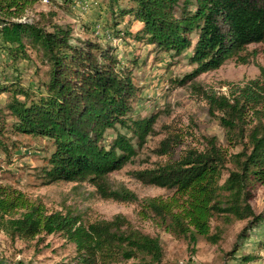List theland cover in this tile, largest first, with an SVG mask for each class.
Instances as JSON below:
<instances>
[{
    "label": "trees",
    "instance_id": "trees-1",
    "mask_svg": "<svg viewBox=\"0 0 264 264\" xmlns=\"http://www.w3.org/2000/svg\"><path fill=\"white\" fill-rule=\"evenodd\" d=\"M38 1L0 0V48L12 60L25 58L28 47L42 51L50 68L45 93L31 98L14 80L0 81V93L12 94L6 108L14 117V132L52 140L53 150L42 168L45 182L87 181L101 198L139 202L141 219L189 244L199 237L219 240L210 231L213 217L248 219L249 227L264 220L250 203L254 188L264 182V65L256 64L254 78L226 82V92L195 81L231 57L251 62L257 51H248V46L264 42V0H129L130 6L120 7L116 16L118 0H108L114 33L120 18L129 16L141 24L135 38L157 51L179 55L192 48L188 59L195 68L176 82H189L224 133V143L216 135L205 136L200 149L190 147L175 159L132 170L139 182L168 191L142 199L124 186L114 188L108 174L133 161L154 132L155 114L127 118L135 86L129 71L118 67L114 47L92 40L73 44L68 27L46 30L38 22L22 20ZM116 125L126 127L131 136L116 131L106 145L105 132ZM180 142L177 133H167L152 152L172 156ZM0 148L7 150L2 137ZM248 226L239 233L242 240L248 238ZM0 231L24 241L59 233L75 245V264H161L164 254L157 235L121 214L84 222L70 211H49L40 200L1 183ZM256 259L255 254H241L239 264Z\"/></svg>",
    "mask_w": 264,
    "mask_h": 264
},
{
    "label": "rangeland",
    "instance_id": "rangeland-1",
    "mask_svg": "<svg viewBox=\"0 0 264 264\" xmlns=\"http://www.w3.org/2000/svg\"><path fill=\"white\" fill-rule=\"evenodd\" d=\"M125 6H130L129 0H118V7H113L115 16L120 7ZM111 16L108 0H39L25 10L21 19L38 22L46 30H52L55 25L68 27L73 44L92 40L102 46L114 47L118 67L129 71L135 86L127 118L137 119L150 114H155L156 118L154 132L147 137L133 161L109 173L108 181L114 188H128L139 199L166 196L168 191L165 188L145 185L133 178L131 171L151 167L169 157L175 159L182 150L190 147L200 149L205 145V136L216 135L224 143V133L216 119L207 113L206 103L189 82L183 85L176 82L195 68L188 59L192 48L179 55L157 51L153 45L135 38L133 32L140 28V23L129 16L120 18V21L115 18L119 21L116 34ZM252 49L257 53L250 63H241L231 57L217 69L199 74L195 81L226 92V82L256 77L259 73L256 64L264 65V42L249 45L248 51ZM26 54L25 58L12 60L6 50L0 48V81L7 84V80H14L34 98L45 93L44 84L49 79L50 68L42 51L28 47ZM11 97L9 92L0 93V127H3L0 137L7 148H0L1 184L12 185L30 198L40 200L49 211H70L84 222L121 214L144 232L159 237L164 252L161 264H239L241 254L257 256L249 264H264V220L249 227L248 219L213 217L210 231L219 234V240L211 243L199 237L195 244H189L184 238L141 219L138 216L139 202L101 198L87 181L45 182L42 168L53 150L52 140L12 130L14 117L6 108ZM17 98L24 99L21 94ZM116 131L131 136L126 127L116 125L106 130V145ZM171 132L181 138L172 156L155 155L153 148ZM133 141L136 142L135 138ZM250 203L255 213L264 215V182L256 185ZM247 226L248 238L242 240L239 233ZM235 248L238 250L232 255ZM75 255V245L59 233L45 235L42 241H24L12 240L0 231V264H75Z\"/></svg>",
    "mask_w": 264,
    "mask_h": 264
},
{
    "label": "crops",
    "instance_id": "crops-1",
    "mask_svg": "<svg viewBox=\"0 0 264 264\" xmlns=\"http://www.w3.org/2000/svg\"><path fill=\"white\" fill-rule=\"evenodd\" d=\"M139 23V22H138Z\"/></svg>",
    "mask_w": 264,
    "mask_h": 264
}]
</instances>
